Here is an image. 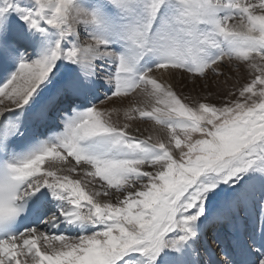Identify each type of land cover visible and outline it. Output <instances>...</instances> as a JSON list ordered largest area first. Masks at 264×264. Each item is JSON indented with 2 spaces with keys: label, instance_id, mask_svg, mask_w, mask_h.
Listing matches in <instances>:
<instances>
[{
  "label": "snow or ice",
  "instance_id": "6c2138e0",
  "mask_svg": "<svg viewBox=\"0 0 264 264\" xmlns=\"http://www.w3.org/2000/svg\"><path fill=\"white\" fill-rule=\"evenodd\" d=\"M0 264H264V0H0Z\"/></svg>",
  "mask_w": 264,
  "mask_h": 264
},
{
  "label": "bare ground",
  "instance_id": "6f19581e",
  "mask_svg": "<svg viewBox=\"0 0 264 264\" xmlns=\"http://www.w3.org/2000/svg\"><path fill=\"white\" fill-rule=\"evenodd\" d=\"M225 71H227V70H225ZM177 79H179V78H177ZM241 82H243V81H241ZM181 88L183 89V87H181ZM139 127H140L142 130H143V129H148L149 131H151V130H152V122L149 121V122H147V123L139 124ZM146 134H147V132H145V135H146ZM252 226H255V222H252V223L250 224V227H252ZM225 230L227 231L226 234H230L232 231H234V229H231V228H225ZM209 235H211V234H209ZM230 238H231V235H230ZM211 252H212L213 254L218 253V256H220L219 248H218L217 245H215V244H212V245H211ZM208 258L215 259V256H213V255H209V254H205V255H204V259H205V260H208ZM220 258H221V257H220Z\"/></svg>",
  "mask_w": 264,
  "mask_h": 264
},
{
  "label": "rangeland",
  "instance_id": "374dc122",
  "mask_svg": "<svg viewBox=\"0 0 264 264\" xmlns=\"http://www.w3.org/2000/svg\"><path fill=\"white\" fill-rule=\"evenodd\" d=\"M225 70H227V68ZM181 87H183V86L182 85L181 86H178L177 87V91L183 90L185 93H187L188 88H183L182 89ZM201 95H204V93H201ZM210 99H211V102H213V103H219V99L218 98H210Z\"/></svg>",
  "mask_w": 264,
  "mask_h": 264
}]
</instances>
